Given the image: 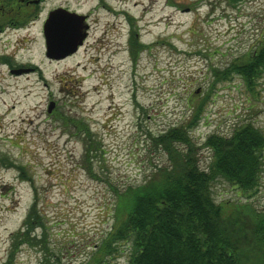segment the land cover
Listing matches in <instances>:
<instances>
[{
  "label": "rangeland",
  "instance_id": "1",
  "mask_svg": "<svg viewBox=\"0 0 264 264\" xmlns=\"http://www.w3.org/2000/svg\"><path fill=\"white\" fill-rule=\"evenodd\" d=\"M58 6L87 15L90 27L76 53L51 59L43 19ZM43 8L35 23L0 35V264H130L128 242L113 243L115 256L100 247L117 193L168 165L152 136L203 103L192 133L207 168L209 135L246 124L264 134V72L252 88L237 74L214 82L215 70L248 62L263 43L264 0H47ZM20 67L29 70L11 72ZM259 182L256 191L214 183L233 231L242 215L264 212V165ZM36 200L46 231L36 226L29 242L15 234Z\"/></svg>",
  "mask_w": 264,
  "mask_h": 264
},
{
  "label": "trees",
  "instance_id": "2",
  "mask_svg": "<svg viewBox=\"0 0 264 264\" xmlns=\"http://www.w3.org/2000/svg\"><path fill=\"white\" fill-rule=\"evenodd\" d=\"M263 72L264 40L251 50L248 62L215 70L214 82L215 78L229 79L237 74L252 88ZM202 112L203 103L189 119L152 136L167 154L168 165L145 183L117 193L115 224L100 247L103 253L115 256L119 249L113 243L125 241L132 249L130 264H264V212L253 217L242 215V225L233 231L229 222L232 219L224 218L225 210L213 192L220 178L243 190L258 189L264 165V134L253 124H246L229 137L209 135L204 147L210 149V163L203 167L198 156L201 148L192 133L201 122ZM88 146V153L92 152L93 145ZM13 164L24 173L23 166ZM36 226L46 231L37 200L27 215L24 230L15 236L29 242L36 240L31 234ZM38 242L45 246V239ZM252 242L261 245V253H245L246 245Z\"/></svg>",
  "mask_w": 264,
  "mask_h": 264
},
{
  "label": "water",
  "instance_id": "3",
  "mask_svg": "<svg viewBox=\"0 0 264 264\" xmlns=\"http://www.w3.org/2000/svg\"><path fill=\"white\" fill-rule=\"evenodd\" d=\"M86 15L59 7L51 11L44 26L47 45V56L52 59H63L78 51L88 36L89 25ZM23 69L13 70L20 73ZM55 102L49 105L51 112Z\"/></svg>",
  "mask_w": 264,
  "mask_h": 264
},
{
  "label": "flooded vegetation",
  "instance_id": "4",
  "mask_svg": "<svg viewBox=\"0 0 264 264\" xmlns=\"http://www.w3.org/2000/svg\"><path fill=\"white\" fill-rule=\"evenodd\" d=\"M46 1L47 0H0V18L5 17L0 22V35L6 33L8 30L28 27L41 19L44 9L43 6ZM59 7L67 8L65 6H58L48 10L43 19V30L51 11Z\"/></svg>",
  "mask_w": 264,
  "mask_h": 264
}]
</instances>
